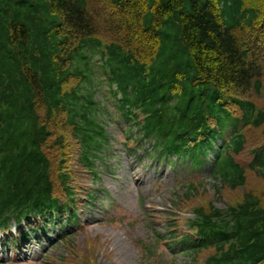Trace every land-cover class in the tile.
<instances>
[{
  "label": "trees",
  "instance_id": "16d2710c",
  "mask_svg": "<svg viewBox=\"0 0 264 264\" xmlns=\"http://www.w3.org/2000/svg\"><path fill=\"white\" fill-rule=\"evenodd\" d=\"M263 90L264 0H0L4 244L19 248L13 225L25 223L23 242L44 231L35 218L72 212L80 191L58 150L97 182L111 122L138 144L128 154L144 150L181 178L208 173L231 191L264 178ZM246 129L263 138L248 167L237 160ZM59 184L73 206L55 196ZM157 234L193 261L213 251L202 264H264V200L246 192L225 211L198 210L180 235Z\"/></svg>",
  "mask_w": 264,
  "mask_h": 264
},
{
  "label": "rangeland",
  "instance_id": "374dc122",
  "mask_svg": "<svg viewBox=\"0 0 264 264\" xmlns=\"http://www.w3.org/2000/svg\"><path fill=\"white\" fill-rule=\"evenodd\" d=\"M255 99L264 107V90ZM118 130L110 127L113 159L99 171L98 182L76 165L75 157L58 150V156L64 159L62 166L74 179L70 183L82 192L76 197L81 203L79 210H75L78 212L75 223L79 226L41 218L34 223L41 227L45 221L46 231L32 232L29 241L22 242L20 233L26 230L25 223L13 225L11 232L14 238L20 235L17 239L23 247L10 249L2 243L0 260L6 264H201L213 251L196 255L194 261L187 254H171L157 232L164 233L169 225L187 226L198 210L225 211L229 205L239 203L246 192L264 200V178L253 173L249 174L246 188L235 191L221 188L208 173L204 174L206 177L194 174L190 180L195 188L192 192L189 182L176 179L168 168L152 170L142 154H139L142 160L131 158L124 150L127 139ZM246 131L248 145L237 160L248 167L250 148L263 138L260 130ZM55 163L58 166L59 162ZM217 188L222 193L218 194ZM88 193L96 199L84 198ZM103 206L111 212L104 215Z\"/></svg>",
  "mask_w": 264,
  "mask_h": 264
}]
</instances>
